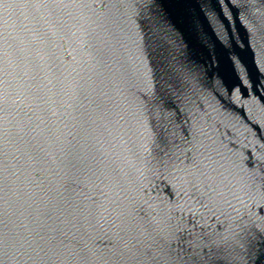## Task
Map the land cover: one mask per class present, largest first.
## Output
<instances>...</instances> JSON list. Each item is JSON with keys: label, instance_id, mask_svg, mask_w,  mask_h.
<instances>
[{"label": "water", "instance_id": "obj_1", "mask_svg": "<svg viewBox=\"0 0 264 264\" xmlns=\"http://www.w3.org/2000/svg\"><path fill=\"white\" fill-rule=\"evenodd\" d=\"M0 264H264V0H0Z\"/></svg>", "mask_w": 264, "mask_h": 264}]
</instances>
